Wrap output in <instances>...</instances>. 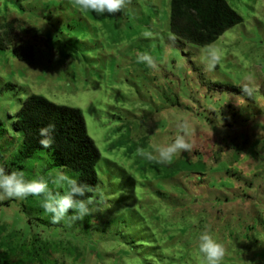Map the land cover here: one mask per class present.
<instances>
[{
  "label": "rangeland",
  "instance_id": "rangeland-1",
  "mask_svg": "<svg viewBox=\"0 0 264 264\" xmlns=\"http://www.w3.org/2000/svg\"><path fill=\"white\" fill-rule=\"evenodd\" d=\"M227 1L244 20L212 44L220 60L206 72L204 47L171 33V0H131L116 15L81 12L70 0H0V23L17 21L46 39L32 62L0 50L8 131L0 166L26 180L76 179L68 169L46 172L52 160L43 151L16 156L22 138L12 124L32 94L82 110L102 156L100 211L53 224L42 197L0 200V253L18 264H199L207 228L224 245L222 264H264V0ZM146 30L160 35L145 39ZM139 53L157 69L137 63ZM182 120L191 156L161 165L136 154L172 143Z\"/></svg>",
  "mask_w": 264,
  "mask_h": 264
},
{
  "label": "trees",
  "instance_id": "trees-1",
  "mask_svg": "<svg viewBox=\"0 0 264 264\" xmlns=\"http://www.w3.org/2000/svg\"><path fill=\"white\" fill-rule=\"evenodd\" d=\"M243 17L227 0H171L170 30L181 42L199 47L212 45L228 30L243 23ZM33 33L31 40L22 35ZM22 34V35H21ZM45 38L32 29L22 28L17 21L0 23V50L12 47L13 53L20 61H34L37 50L45 45ZM55 125L52 133L54 143L49 149L40 145L39 130ZM12 128L22 138L21 146L15 151L18 158L27 160L36 156L39 151L48 154L52 168L71 170L76 179L88 185L86 199L95 201V187L99 185L97 166L102 158L94 140L88 133L82 110L58 105L44 96L32 94L22 103L16 113ZM8 134L5 123L0 119V138ZM15 142V140H13ZM14 152V153H15ZM0 264H18L0 253ZM59 264V263H55Z\"/></svg>",
  "mask_w": 264,
  "mask_h": 264
},
{
  "label": "clouds",
  "instance_id": "clouds-1",
  "mask_svg": "<svg viewBox=\"0 0 264 264\" xmlns=\"http://www.w3.org/2000/svg\"><path fill=\"white\" fill-rule=\"evenodd\" d=\"M73 8L81 12H93L97 15L109 14L116 15L122 13L131 4V0H70ZM159 33L146 30L143 33L145 39H156ZM169 39H174L170 34ZM201 57L204 63V70L212 72L216 68L220 55L219 51L213 45H206L201 50ZM137 63L145 64L148 68L156 70L157 64L148 53H139ZM244 94H251V89L247 83L241 86ZM178 134L174 141L167 145H152L153 151L145 148H137L136 154L149 161H154L161 165H170L173 158L179 153H188L192 155L194 144L190 139V125L187 120L178 121L176 124ZM55 131V125L49 124L41 128L39 134L40 145L42 148L49 149L54 143L52 133ZM49 183L59 188H66L64 192L53 191ZM88 185L80 183L77 179L69 175L58 172L49 176L26 180L23 171L6 172L3 166H0V200L4 199H26L29 196L42 197L43 209L51 214L52 223L59 224L66 218L71 222L83 221L86 216L100 211L91 197L83 199L88 190ZM99 191V186L95 187ZM72 213L69 216V213ZM197 255L199 264H222L225 248L224 245L213 237L209 229H205L198 238Z\"/></svg>",
  "mask_w": 264,
  "mask_h": 264
}]
</instances>
